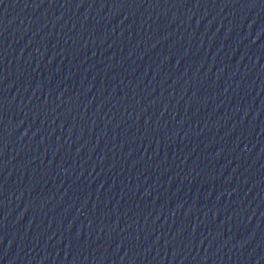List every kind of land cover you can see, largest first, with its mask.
Returning a JSON list of instances; mask_svg holds the SVG:
<instances>
[{
	"label": "water",
	"instance_id": "water-1",
	"mask_svg": "<svg viewBox=\"0 0 264 264\" xmlns=\"http://www.w3.org/2000/svg\"><path fill=\"white\" fill-rule=\"evenodd\" d=\"M0 264H264V0H0Z\"/></svg>",
	"mask_w": 264,
	"mask_h": 264
}]
</instances>
